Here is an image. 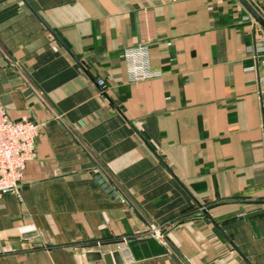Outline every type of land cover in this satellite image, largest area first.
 <instances>
[{"label": "crops", "instance_id": "0c3cea01", "mask_svg": "<svg viewBox=\"0 0 264 264\" xmlns=\"http://www.w3.org/2000/svg\"><path fill=\"white\" fill-rule=\"evenodd\" d=\"M25 1L87 73L23 0H0V104L39 124L0 196V264H104L84 247L122 236L139 264H264V66L250 51L264 31L242 5ZM140 44L158 75L131 81L124 52ZM30 230L40 241L13 238Z\"/></svg>", "mask_w": 264, "mask_h": 264}, {"label": "built area", "instance_id": "2783aa9c", "mask_svg": "<svg viewBox=\"0 0 264 264\" xmlns=\"http://www.w3.org/2000/svg\"><path fill=\"white\" fill-rule=\"evenodd\" d=\"M250 51L253 60L251 68H257L258 64L264 66V32L253 38ZM124 56L131 81L158 75V72L149 68L146 44L126 49ZM257 80L259 93L262 95L264 94V73L258 74ZM96 82L100 87L104 86L103 79H98ZM38 129L39 124L29 118L16 120L9 118L5 108L0 104V196L17 190L23 179L27 162L35 156V138ZM154 237L162 242L161 235L155 231ZM127 243V237L122 236L108 242L95 240L93 244L87 246L97 247L101 251L116 249L121 254L123 264H139L129 252Z\"/></svg>", "mask_w": 264, "mask_h": 264}, {"label": "water", "instance_id": "95a60500", "mask_svg": "<svg viewBox=\"0 0 264 264\" xmlns=\"http://www.w3.org/2000/svg\"><path fill=\"white\" fill-rule=\"evenodd\" d=\"M26 4L27 2L23 0ZM242 7L245 9V11L252 17L253 21L264 31V16L257 10V8L249 1V0H237ZM29 6V4H27ZM31 8V6H29ZM32 9V8H31ZM32 11L37 15V17L40 18V16L32 9ZM41 19V18H40ZM42 23L45 25L47 30L52 34V36L63 46V48L73 57V59L77 62V64L87 73L85 68L83 67L81 62H78V60L73 56L69 50L64 46V44L61 42L59 37L56 35V33L41 19ZM100 88V86H99ZM101 89V88H100ZM111 104L114 106V103L108 99ZM116 107V106H115ZM117 108V107H116ZM119 111V109L117 108ZM138 133V131H136ZM139 134V133H138ZM140 135V134H139ZM93 177L97 180V182L100 184V186L103 188V190L115 201H121V197L119 194L111 187V185L107 182V180L104 178L103 175L100 173H94ZM198 207H200V213L203 214L205 217H207L215 226L216 228L223 234V231L221 230L220 226L211 218V216L207 213V211L198 204ZM249 215L246 214L243 216L244 219H248ZM225 236V234H223ZM226 237V236H225ZM14 239H27L32 238L34 241H40V238L37 234V231L30 230L21 233L18 236H14ZM227 238V237H226ZM84 256L87 261H103L104 264H123V260L121 257V254L118 250L113 249L111 251H101V250H94L91 249L90 246H85Z\"/></svg>", "mask_w": 264, "mask_h": 264}]
</instances>
